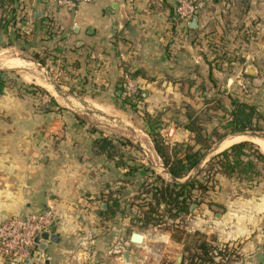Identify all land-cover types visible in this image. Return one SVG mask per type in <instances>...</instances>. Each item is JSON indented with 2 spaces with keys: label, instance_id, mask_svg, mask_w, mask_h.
<instances>
[{
  "label": "crops",
  "instance_id": "0c3cea01",
  "mask_svg": "<svg viewBox=\"0 0 264 264\" xmlns=\"http://www.w3.org/2000/svg\"><path fill=\"white\" fill-rule=\"evenodd\" d=\"M4 2L7 13L11 7L9 14L2 11ZM204 2L199 25L192 28L177 20V0H90L74 8L59 7L56 0H25L27 22L19 16L20 0H0V48L9 37L12 47L20 43L22 22L37 51L33 62L43 69L0 53V69H21L5 62H24L37 84H9L0 73V221L52 211L58 235V241H46L22 264H78L74 259L87 255L98 260L95 264L133 263V246L124 250L123 259L118 252L133 243L131 236L122 242V236L128 229V202L143 184L155 175L169 182L191 180L234 139L263 141L226 128L231 124L230 96L256 104L264 113V0ZM122 6L128 16L123 27ZM125 72L133 74L142 90V99L126 110ZM52 73L71 92L92 99L91 115L129 131L132 140L116 142L100 125L71 111L70 103L62 100L68 107L61 105L50 93ZM39 91L49 100H42ZM70 91L63 98L87 109ZM215 103L223 107L212 116ZM102 107L124 109L126 116L110 115ZM190 108L199 111L189 114ZM192 125L198 130H191ZM99 137L117 144L119 155L97 152L94 141ZM199 137L212 139L208 150ZM155 138L171 153L192 146L203 156L184 177H175ZM196 193L203 201L191 206L190 236L200 232L211 244L237 250L240 258L231 264H264V177L249 185L218 173L210 190ZM143 235L142 245L149 241ZM179 257L177 264H186ZM0 264L12 263L0 257Z\"/></svg>",
  "mask_w": 264,
  "mask_h": 264
},
{
  "label": "rangeland",
  "instance_id": "374dc122",
  "mask_svg": "<svg viewBox=\"0 0 264 264\" xmlns=\"http://www.w3.org/2000/svg\"><path fill=\"white\" fill-rule=\"evenodd\" d=\"M6 1V0H4ZM4 4L6 5V2H4ZM2 7V11L3 13H7V7L6 6ZM10 7V5H9ZM20 13L19 16L21 18V20L24 21H28V12L25 11V0H20ZM15 8V6H14ZM9 12H11V7L8 9ZM5 11V12H4ZM9 12L7 14H9ZM31 17V16H29ZM3 20L5 21L7 19V17H2ZM11 20V19H10ZM18 30V35L20 37V43L17 44V46L12 47V42H11V37H9V39L7 40L6 43H4L3 48H0V53H4L6 56H11L13 58H21L23 60H26L28 62H32L34 63L35 67L37 70L42 71L43 69L40 68L34 61V59L38 58V56L35 54L37 53V51L33 50L30 45L31 42L28 41V37H29V30L26 26H23V23L21 22V26L17 29ZM13 62H18V64L20 63V67H23L21 69H11V70H7V69H0V73L2 75L7 76V82L9 84H11L12 82H20L22 83V85L25 83L30 84L31 86L34 85L37 87L36 83H33V78L29 75L30 70H26L25 68L28 69V67L26 66V63L21 62V61H13ZM6 66L7 65V62ZM23 64V66H22ZM9 68V67H8ZM48 76V74H47ZM51 80L53 81V83L55 84H60L63 86V89H65L67 92L70 91V88L65 85L62 84L61 82H65L63 78H61L60 75L56 74V73H52L51 74ZM37 83L41 84L42 86H44L45 88L48 89V86L46 84H44L42 81H38V80H34ZM52 90L54 91L55 88L53 86ZM52 92H50L53 96H55L57 98V100L61 103V105L63 104L65 107L67 106L62 100L70 103V106L68 107L71 111L73 109L77 110L78 113L80 114L79 116H83L86 120L90 121L91 123H97L98 125H100L102 127V129L104 131H106L108 134H110V136H114L116 139V142H119L121 140H125L126 138H129L132 140V136L130 134L129 131L124 130L122 128L119 127H114L112 125H109L106 121H100L99 119H97L94 115H91V112H89L88 110H90L91 108H94V102L92 101V99L90 97H86L83 95H80L78 93H74L72 95L76 96L77 98L81 99L85 105L86 108H83L82 105L77 102L75 99H64L62 95H58L54 94ZM56 91V90H55ZM40 97L43 100V97H45L46 100H49L48 95L44 94L42 91H39ZM79 96H77V95ZM201 98H203V96L199 95ZM213 95L211 96V99H213ZM54 98V97H53ZM84 99H86L87 101H84ZM206 99H207V95H206ZM241 100V99H240ZM54 101V100H52ZM123 101L124 104L127 106L126 108L124 107V109L126 110L127 108L131 109L132 106L126 104L127 102H125L124 100V95H123ZM242 101V100H241ZM244 102H247L249 104H252L246 100H243ZM216 104V103H215ZM55 105V103H54ZM256 107H258L256 104H254ZM214 107V106H213ZM103 110H105L108 114L110 115H116V116H126V113H123V111H125L124 109L122 110H115L116 108L112 107H102ZM259 109V108H258ZM260 110V109H259ZM198 109L196 108H192L190 110L191 113H198ZM217 110H212L211 114L212 116H214V112ZM75 112V111H73ZM231 115V111L228 112ZM262 113V112H261ZM264 115V113H262ZM226 116V115H225ZM117 122V121H115ZM259 126L264 128V121L261 120L259 123ZM228 132H232V131H228ZM245 132H250V133H254L257 134L259 137L263 138L262 135L264 134L263 130H255V129H250L247 130ZM242 138V137H241ZM245 137H243L242 140H240L239 138L234 139V142L237 141H243ZM246 140L252 141L254 142L258 147L259 145L248 138H245ZM264 139V138H263ZM145 142L147 143V145L152 149L153 152V147H152V143L150 140H148L147 138H145ZM260 148V147H259ZM138 154V153H137ZM203 170V169H202ZM199 172H195L193 176H196L197 174H199ZM264 174V172H263ZM215 176V175H214ZM213 175H210L208 177L207 174H205L204 171H202L199 175V179H204V180H211L212 177H214ZM155 178L148 181L145 186H144V190L145 188L147 189H153V184L157 178V175L154 176ZM211 181H215V178L212 179ZM242 182H244V184H249L252 185L254 182H251L249 180H243ZM143 190V189H142ZM152 200V196L149 195H141V193H139L138 195H135V197L133 198V200L131 199L128 203L129 207H130V217L128 218V224H127V231L124 234V236H122V242L124 241H129V238L132 234V232H139V233H143L145 234L149 241L146 242L145 244L142 245V243H135L133 242L130 245H124L126 247L124 248H120V251L118 252V254L120 255V257L123 259V252L124 250L128 248H131L133 246V248H135L137 251L135 253V259L133 260V263L130 264H177V256H184L183 260L185 259L186 264H195V263H191V258L198 252L196 245L199 243V241L202 240H206V238L203 235H197V237H192L189 235L188 232V222H189V213L190 212H178L175 210H172L171 206H164L162 205L161 207H159L158 209H156L155 211H150V202ZM196 203L199 205L203 199L200 198L199 195H197V199H196ZM213 204V202H212ZM120 206V205H119ZM119 206H116L117 209H119ZM146 212V213H145ZM180 231H184V236H182V238H184L182 241H176L172 236L174 233H177V230ZM176 231V232H175ZM172 233V236L170 235V233ZM187 234V235H186ZM153 240V241H151ZM186 240V241H185ZM121 241V240H120ZM207 241V240H206ZM149 242L153 243L154 245H150ZM176 242H180V244L176 243ZM208 242V241H207ZM188 246V247H187ZM179 254V255H178ZM183 254V255H182ZM233 258V257H232ZM76 262H78V264H95L98 260L97 259H93V258H89V256L87 255V257L83 256V257H79V258H75L74 259ZM232 260V259H231ZM185 261H183L182 263H184ZM199 262V261H198Z\"/></svg>",
  "mask_w": 264,
  "mask_h": 264
},
{
  "label": "trees",
  "instance_id": "16d2710c",
  "mask_svg": "<svg viewBox=\"0 0 264 264\" xmlns=\"http://www.w3.org/2000/svg\"><path fill=\"white\" fill-rule=\"evenodd\" d=\"M5 4L2 3L1 7ZM133 75V74H132ZM139 101L142 99V90L138 93ZM231 107V124L226 128V131L232 132H245L250 129L263 130L259 126L261 120L264 121V115L254 104L241 101L238 98L230 96ZM127 102V101H125ZM138 102L130 101L128 105L135 107ZM217 104V103H216ZM214 105V110L222 108L220 105ZM189 109V114L191 113ZM191 130L197 131L198 127L195 125L190 126ZM199 129L201 127L199 126ZM264 137V134H263ZM200 143L205 150H208L212 144V139H202L199 137ZM155 145L159 155L164 160V163L169 168L170 172L175 177H184L188 171L195 166L202 158L203 154L199 151H194L192 146H188L185 151L181 149L174 150L171 153L167 147H164L162 141L155 138ZM260 147V146H259ZM254 142L243 140L233 143L223 151L211 157L207 166L200 171L208 175H217L218 173L224 174L227 177L235 178L237 180H249L251 182L259 181L264 177V152ZM94 148L97 152H107L109 156L119 155L117 144L113 143L108 137H99L94 141ZM181 152V153H180ZM197 174L193 179L183 183L169 182L158 176L153 184L152 189H147L143 184L141 195H151L152 200L150 204V211H155L162 205L171 206L172 210L179 212H190L191 206L196 203L197 191L205 193L214 186L211 180L199 179ZM146 213V212H145ZM176 232V231H175ZM187 235V234H186ZM190 235V234H189ZM203 235L200 232L194 234ZM184 231L177 230L173 234L176 241H182L184 238ZM186 241V240H185ZM188 247V246H187ZM198 252L191 258V263L195 264H231L232 261L240 258L237 250L229 247L226 244H211L207 241H199L196 245ZM233 257V258H232ZM232 259V260H231ZM199 261V262H198Z\"/></svg>",
  "mask_w": 264,
  "mask_h": 264
},
{
  "label": "built area",
  "instance_id": "2783aa9c",
  "mask_svg": "<svg viewBox=\"0 0 264 264\" xmlns=\"http://www.w3.org/2000/svg\"><path fill=\"white\" fill-rule=\"evenodd\" d=\"M88 2L90 0H80ZM59 7L74 8L75 0H56ZM204 0H177L175 5V16L181 23L189 25L192 18L204 10ZM123 95L127 102H139V83L134 79L132 73L123 74ZM54 225L52 211L28 212L8 216L0 221V257L12 262L22 264L29 258L33 251L34 239L38 233L50 230Z\"/></svg>",
  "mask_w": 264,
  "mask_h": 264
},
{
  "label": "water",
  "instance_id": "95a60500",
  "mask_svg": "<svg viewBox=\"0 0 264 264\" xmlns=\"http://www.w3.org/2000/svg\"><path fill=\"white\" fill-rule=\"evenodd\" d=\"M77 2H79L80 0H75ZM121 19H120V24H121V27H123L127 20H128V16L124 10V7L122 6L121 8ZM199 25V15L196 14L191 22H190V26L192 28H197ZM51 86H53L55 88V90H57L62 96H65L67 97L68 94L67 92H65L61 86L59 84H55L53 82H51ZM239 133V132H238ZM241 134H244V135H248L250 137H256L258 136L257 134H254V133H250V132H242ZM259 137V136H258ZM263 137V135H262ZM264 138V137H263ZM194 175V174H193ZM193 175L191 177H193ZM190 177V178H191ZM174 179H176L175 177H173ZM178 180V179H177ZM179 182H186L188 180H178ZM104 207H106V204H104ZM213 208L219 212H221L223 209L218 206V205H213ZM218 215H221L220 213H218ZM55 225L52 226V228L50 230H46V231H43L41 233H38L36 236H35V239H34V245H33V250L37 249V248H44L45 247V244H46V241H53V242H56L58 241V235L55 233ZM131 240L132 242H135V243H142L143 240H144V235L142 233H139V232H133L132 235H131ZM41 241H44V242H41ZM33 252V251H32ZM31 252V253H32ZM126 258L127 260L129 259V253L126 252ZM179 260L181 261V256L179 257ZM25 263H28L29 262V259L27 258L26 260H24ZM10 263L12 264H17L16 262H11Z\"/></svg>",
  "mask_w": 264,
  "mask_h": 264
},
{
  "label": "bare ground",
  "instance_id": "6f19581e",
  "mask_svg": "<svg viewBox=\"0 0 264 264\" xmlns=\"http://www.w3.org/2000/svg\"><path fill=\"white\" fill-rule=\"evenodd\" d=\"M7 65H8V67L9 68H18V67H20V63L18 64V62L16 63V62H13V61H11V62H7ZM22 66H23V64H22ZM56 92L59 94V95H61L57 90H56ZM82 101V100H81ZM82 103H83V101H82ZM85 104V103H84ZM244 135V134H243ZM258 137V136H257ZM259 138H261V137H259ZM240 140H242L243 139V137L242 138H239ZM263 141H264V139L263 138H261ZM244 140H246L245 138H244ZM258 141V140H257ZM263 141H259V142H257L259 145H261L262 146V148H263V150H264V143H262Z\"/></svg>",
  "mask_w": 264,
  "mask_h": 264
}]
</instances>
